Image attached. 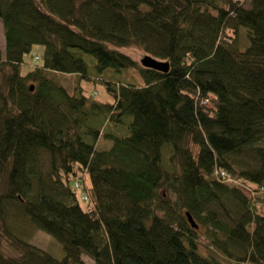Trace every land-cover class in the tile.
Here are the masks:
<instances>
[{
	"label": "trees",
	"instance_id": "1",
	"mask_svg": "<svg viewBox=\"0 0 264 264\" xmlns=\"http://www.w3.org/2000/svg\"><path fill=\"white\" fill-rule=\"evenodd\" d=\"M0 23V264H264V0H0Z\"/></svg>",
	"mask_w": 264,
	"mask_h": 264
},
{
	"label": "rangeland",
	"instance_id": "2",
	"mask_svg": "<svg viewBox=\"0 0 264 264\" xmlns=\"http://www.w3.org/2000/svg\"><path fill=\"white\" fill-rule=\"evenodd\" d=\"M3 43H4L3 31H2V26L0 23V51H3ZM39 52H40V47L35 46L31 52V55L25 57V61H32V59ZM126 53L130 56V58L133 61L138 63V65L140 66V60L143 58V54L139 50L128 49ZM88 75L90 77L103 79L104 74L99 75L95 72L93 68H90L88 70ZM125 76H129V80L131 82L133 81L137 82L139 80L138 72L134 69L126 70L123 73V77ZM56 79L62 85H64L69 91L75 86V87H80L81 90L85 94L95 93L96 94L95 97L98 100L103 101L108 98L101 83H98V82L93 83L91 81L81 79L76 75L67 76V75L59 74L57 75ZM243 192L249 195V193L246 190H243ZM22 232H23L22 234L23 238H25V240L30 245L36 248L45 250L49 253H52V255L57 256V257L58 255H60V248L58 246V243H56L48 234L42 231H39L35 227L27 225V224L21 227V233ZM199 233H201V230L199 231ZM198 242H199V249L201 253L208 255V256H212L222 262H226L224 257L218 251L214 250L211 246H209L202 237L199 238ZM0 248L2 252L4 253V255L7 257H17L18 256L17 250L14 249V247L11 246L10 243L7 241V239H5L3 236L0 237ZM82 260L86 264H92V261L85 255H82Z\"/></svg>",
	"mask_w": 264,
	"mask_h": 264
},
{
	"label": "water",
	"instance_id": "3",
	"mask_svg": "<svg viewBox=\"0 0 264 264\" xmlns=\"http://www.w3.org/2000/svg\"><path fill=\"white\" fill-rule=\"evenodd\" d=\"M140 65L145 69H150L161 73H166L169 67L167 62L159 61L149 56H143V58L140 60ZM30 90L32 91V86H30ZM186 218L189 225L192 228L197 229V225L194 223L193 219L188 213H186Z\"/></svg>",
	"mask_w": 264,
	"mask_h": 264
},
{
	"label": "built area",
	"instance_id": "4",
	"mask_svg": "<svg viewBox=\"0 0 264 264\" xmlns=\"http://www.w3.org/2000/svg\"><path fill=\"white\" fill-rule=\"evenodd\" d=\"M75 188H76L77 191H80V190H81V189L78 187V185H75ZM80 199L83 200V201H85V200L87 199L86 194H84V193L81 194Z\"/></svg>",
	"mask_w": 264,
	"mask_h": 264
}]
</instances>
